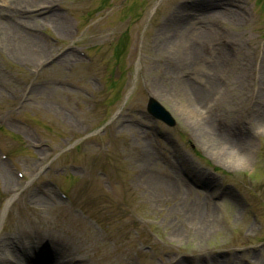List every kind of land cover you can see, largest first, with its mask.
<instances>
[{
	"label": "rangeland",
	"instance_id": "obj_1",
	"mask_svg": "<svg viewBox=\"0 0 264 264\" xmlns=\"http://www.w3.org/2000/svg\"><path fill=\"white\" fill-rule=\"evenodd\" d=\"M56 12L68 35L21 19L44 24L22 37L49 58L0 51V239L39 229L81 243L84 264H264V0H61ZM192 205L210 216L203 231Z\"/></svg>",
	"mask_w": 264,
	"mask_h": 264
},
{
	"label": "bare ground",
	"instance_id": "obj_2",
	"mask_svg": "<svg viewBox=\"0 0 264 264\" xmlns=\"http://www.w3.org/2000/svg\"><path fill=\"white\" fill-rule=\"evenodd\" d=\"M60 2L61 0H0V4L2 3L0 17H7L13 22L7 23L0 20V51H7L9 54L26 61L49 58L50 49L41 40L30 41L22 37L24 32L21 29H29L34 32L44 27V24L38 23L35 27H32L24 21L22 22L21 19L37 20L42 17L43 21L48 23L58 35H68L71 30L70 21L57 15L56 12V5ZM193 36L205 37L202 32L200 34L194 33ZM167 45L169 44L167 43ZM257 81L258 93L264 98V66L260 70ZM208 84L211 87L215 85V82ZM178 90L179 94L185 92L186 97L190 98L194 104H199L201 101L205 102L203 101L206 97L204 92L199 88L190 87L187 82L180 81ZM205 92L209 91L206 90ZM202 133L207 137L209 132L205 127H202ZM213 140L216 142V138H213ZM216 143L219 145L220 150H224V153L226 151L227 154L228 150L235 152L237 149L236 144L225 141V139L217 140ZM229 147L231 149H228ZM2 180L4 185L7 186L13 183L14 179L4 172L2 173ZM39 197L40 201L42 200L43 207L45 206L44 201L55 200V198L50 199L48 196ZM9 204L10 202L6 206L3 216L6 215ZM190 217L196 221L201 231L211 225L210 216L204 211L200 212V206L198 205H192ZM34 229H28L19 234H7L6 237L0 239V264H84L85 261L89 260L90 256L87 253H85V258L78 255V252L80 253L84 247L81 243L76 242L75 244L66 240L62 241L60 236L47 235L39 229ZM47 246V252H44V248Z\"/></svg>",
	"mask_w": 264,
	"mask_h": 264
},
{
	"label": "water",
	"instance_id": "obj_3",
	"mask_svg": "<svg viewBox=\"0 0 264 264\" xmlns=\"http://www.w3.org/2000/svg\"><path fill=\"white\" fill-rule=\"evenodd\" d=\"M148 115L168 128H174L176 123L172 116L153 98H149L146 106Z\"/></svg>",
	"mask_w": 264,
	"mask_h": 264
}]
</instances>
